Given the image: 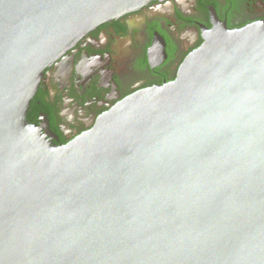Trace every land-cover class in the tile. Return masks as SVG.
<instances>
[{
    "label": "water",
    "instance_id": "obj_1",
    "mask_svg": "<svg viewBox=\"0 0 264 264\" xmlns=\"http://www.w3.org/2000/svg\"><path fill=\"white\" fill-rule=\"evenodd\" d=\"M150 1L0 0V264H264V22L66 144L28 120L46 67Z\"/></svg>",
    "mask_w": 264,
    "mask_h": 264
},
{
    "label": "flooded vegetation",
    "instance_id": "obj_2",
    "mask_svg": "<svg viewBox=\"0 0 264 264\" xmlns=\"http://www.w3.org/2000/svg\"><path fill=\"white\" fill-rule=\"evenodd\" d=\"M218 22H264V0H152L100 23L45 68L28 120L70 142L125 97L176 79Z\"/></svg>",
    "mask_w": 264,
    "mask_h": 264
}]
</instances>
